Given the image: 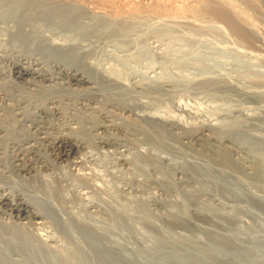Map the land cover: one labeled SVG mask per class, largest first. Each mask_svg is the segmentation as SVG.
Returning <instances> with one entry per match:
<instances>
[{"label":"rangeland","instance_id":"374dc122","mask_svg":"<svg viewBox=\"0 0 264 264\" xmlns=\"http://www.w3.org/2000/svg\"><path fill=\"white\" fill-rule=\"evenodd\" d=\"M18 13L21 17L14 15ZM11 50H16L15 55L34 54L45 65L54 60L87 62L105 84L108 79L127 84V90L112 89V94L105 88L108 84H100V94L128 102L133 111L115 110L129 131L123 148L95 144L93 135L86 134L87 145L71 158L40 168L35 176L12 178L14 183L0 178V194L13 195L24 182L38 195H51L70 216L105 230L110 243L122 244L134 257L160 247L217 245L230 254L264 257V193L251 191L245 179L202 162L195 154L203 152L200 145L190 142L184 147L176 140L177 135L204 126L222 137L232 129H245L246 134L237 139L248 140L264 161V144L250 139L264 141V0H0V51L9 56ZM0 65L6 70L9 62ZM5 77L0 75L2 119H10L15 111L35 114L33 104L41 106L50 94L68 102L74 93L60 81L37 80L29 86L14 76ZM83 117L85 127L101 121L88 111ZM170 122L180 129L169 132ZM16 128L24 133L25 128ZM5 161L8 164V157ZM29 197L24 199L35 209L41 207L39 212L47 210L45 222L41 227L21 224L29 242H35L34 252L57 263L58 257L45 252L49 247H41L40 239L55 240L57 250L77 246L53 213L36 197ZM0 217V223L9 227L0 226V253H7L12 241L5 235L18 225L8 215ZM87 250L88 254L78 247L75 251L84 264H101L96 251Z\"/></svg>","mask_w":264,"mask_h":264},{"label":"bare ground","instance_id":"6f19581e","mask_svg":"<svg viewBox=\"0 0 264 264\" xmlns=\"http://www.w3.org/2000/svg\"><path fill=\"white\" fill-rule=\"evenodd\" d=\"M17 4L19 5V3H17ZM49 12H51V11H49ZM55 12L56 11H53V13H55ZM14 15L20 16L19 13L14 14ZM56 17H57V15H56ZM22 18L21 19L19 18V19L22 20ZM60 21H62V20H60ZM27 22H28V20H27ZM11 24L13 25V23H11ZM73 24H74V22H73ZM20 28H22L21 30H22V32H24L25 28L22 26ZM25 34H23V35H25ZM36 34H39V33H36ZM17 35H18V33H17ZM31 35H34V34H31ZM36 36H38V35H36ZM31 37H30V39H31ZM42 37L43 36H41L40 38H42ZM33 39H34V36H33ZM27 40H28V38H27ZM51 45H52V43L50 44V46ZM58 46L59 45H57V47ZM62 46H63V44H62ZM71 49H73V48H71ZM45 50H47V49H45ZM64 51L66 52L65 49H64ZM3 52H5V51H3ZM14 52H16V50L15 51L11 50L8 54L9 56H7L5 54H1L2 52L0 51V62H3L4 60H6L7 63L9 62V65L7 66L6 70L2 69V65H0V75L10 77V78L12 76H14L16 79L21 80L25 85H29V86L33 85L34 82L37 80L39 82L40 81H47L49 83H53V82L55 83V81H60L61 83L66 84L67 88L70 87L72 89V91H74V93L73 94L71 93V95L69 96V99H68V102L70 101L69 103L64 102V99H66V98H60L56 94L55 95L50 94V95L46 96L44 98L45 100H43L41 106L33 104V108L36 110L35 112L37 114L36 113L31 114V113H28L27 111H26L27 113H25L24 112L25 110H24L22 112H20V111L12 112L13 115L10 119L0 118V178H3L5 180V183L7 182L6 184H9L10 182L14 183L12 178H14V179L17 178L16 180H18L21 178V176L22 177L23 176H29V175L35 176V175H37V173L39 171L38 169L43 168V167L49 168L53 164L57 163L58 161L59 162L65 161V160L71 158L72 156H74V154L77 151H79L80 149H83L87 145L88 141L84 138V136H86V134L91 135V136L93 135L92 140L95 144H98V145L99 144L106 145V146L107 145L108 146L115 145L119 148H123L125 146V143L127 141V134H129V131H128V128L125 127L126 124L123 125V123H121V121H120L121 119L118 117V114L116 111L119 110L123 113L132 112L133 107L128 102L124 103V102H120V100H118V101L114 100L115 99L114 96H113L114 99H110V98L107 99L108 96H107V98L103 97L100 94V86L105 84V82H103L105 79L104 80H103V78L101 79V77H99V75L96 74L95 70L91 68L92 66H89L90 64H86L87 62L86 63L82 62V63L72 64L69 61H68V63H66V62H60V60L59 61L54 60V62H52V63L50 62L51 64L45 65L43 60L33 56L34 54L16 53V55H15ZM60 52H61V50H60ZM44 53H46V52H44ZM53 55H55V54H53ZM46 56H45V58H46ZM71 56L72 55H70V58H71ZM76 56H78V55H76ZM49 57H50V55H49ZM51 58H54V57H51ZM74 58H76V57L74 56ZM114 59H116V58H114ZM47 61H48V59L45 62H47ZM136 72H137V70H136ZM101 74H102V72H101ZM144 75H145V73H144ZM113 78H115V77H113ZM6 80H9V79H6ZM107 82H109V84L108 83H107L108 85L105 84L108 86L105 88H107L111 94H112V92H114L112 89H116V90L119 89V91L126 89L125 86L127 84L124 85L119 80L113 79V80L109 81V79H108ZM151 84H153V83H151ZM200 84H201V82H200ZM60 85H62V84H60ZM157 85H158V83H157ZM161 86L163 87L162 84H161ZM158 87H156V88H158ZM32 88H33V86H32ZM0 94H1V92H0ZM116 94H118V92ZM258 94H260V93H258ZM4 96H6V94H4ZM62 96H64V95H62ZM262 96H264V95H262ZM262 96H260V97H262ZM1 97L2 96H0V99H1ZM43 97H44V94H43ZM130 98H131V96H130ZM3 100L5 101V97H3ZM126 101H128V99ZM71 105L73 106V108H72L73 111L78 110L80 113L74 114V113L68 112V110H69L68 107L71 108L72 107ZM7 106H9V105H7ZM17 108H19V107H17ZM85 111L86 112L88 111L90 113H94L95 117L97 116V117L101 118V121L99 123H90L89 122L88 127L83 126V122L85 121L83 114ZM4 117H5V115H4ZM147 119L149 121H154L150 118H147ZM156 122H158V121H156ZM17 126H19V127L21 126L22 128H25L24 133H19V131L16 130ZM166 126H167V130L169 132L170 131L172 132L176 129H180L179 127L181 125L178 126V124L170 122ZM144 132L149 136L151 135L146 130ZM208 132H209V134H208ZM210 132L211 131H209V128L204 126V127L199 128L198 130H193L190 132H184V134L180 135V136L177 135L176 140H177L178 145L180 144L184 147L185 146L189 147V145L192 144L190 142L197 144V146L200 145L202 147L203 152L200 154L201 151L199 148L198 150L200 152H197L195 154L199 155L198 158H200V160H204L202 162H204L207 165H210L212 168H215V170H217V172L230 173L231 175H233L236 178L245 179L247 182H249L248 186L251 189V191L252 190H254L255 192L261 191L262 193H264V161L262 159L261 152L258 149H256V150L252 149L251 146H253V145L249 144L247 142L248 140L246 142H242V139H241V141H239L237 139V135H239L240 133L246 134L247 131H245V129H244V131L239 132L238 129H232L229 131V133L226 136H223V137L219 136V135H212L214 133L211 134ZM141 133H142V131H141ZM116 134H118V135H116ZM147 135H146V137H147ZM250 139L252 140L251 142H256V141L259 142L260 141L261 143L264 144V141L258 137H256V138L251 137ZM191 150H192V147H191ZM219 150H222V151L219 152ZM194 152H196V151H193V153ZM220 154L223 155L222 159L219 158ZM50 156H51V158H50ZM7 157H8V164L5 163L6 162L5 159L7 160ZM216 157H218V158H216ZM195 158H197V157H195ZM23 183L21 184V189H20L21 191L16 190L17 192L13 195H10V193L9 194L4 193L5 191L1 192V194H0V215L1 216H2V214L8 215L9 217L13 218L16 221V223L15 222L14 223L18 225V226H16V230L13 229V227H11L12 229L10 228L7 230L8 232L6 233L5 237L7 236V240L9 239V242H11V241L12 242L9 246V250L7 253H4V252L0 253V264H11L10 260H12V264H84L85 262L83 260L84 258L81 257L82 255L80 256V254H78L75 251L77 249V247H78V249H80L82 251H85L86 247L91 248L92 250H95L96 253L99 255L98 256L99 263H101V264H264V257H262V256L257 257V255H252L249 252L239 253V254L238 253L237 254H234V253L230 254L229 252L223 250L221 248V245L220 246H218V245L217 246H207V247H203V246L202 247H188V248L174 247L171 249L160 247L159 249L151 250V251L145 252L144 254H140L137 256L135 255V257H134V255L126 253L125 248L122 244L115 245L116 244L115 242H114L115 244L110 243L107 239L108 237L106 238L105 230H103L102 228H101L102 230H99L98 226L96 227L95 224L91 225V223H89V222H87V223L84 222L83 219L80 220V219H78V217L77 218L72 217L74 215L70 216L71 214L69 215L68 213L63 211L59 207L60 205L58 206V204H57L58 201L56 200L57 201L56 202L54 198H51L50 197L51 195L46 196L47 193H45V195L44 194L38 195L36 193V190H34L33 188H30V186H27ZM16 189H17V186H16ZM27 193H29V194L27 195ZM30 195H31V198L36 197V199H38V201H41L48 208V210L53 213L56 220L58 222H61L62 226L64 225L66 227L67 232H65V233H67V235H65V236H68V238L71 240V242L72 241L75 242V244L77 246V247H74L75 250L73 247H72V249H69V248L63 249L62 248L60 250H57L56 248H54L55 245L53 246L55 240L53 241L49 237H47L45 239H40V244L42 245L41 247H43V248L49 247V248L45 249V252H51L52 251L51 253H53V255L58 257L57 263H52L51 260L49 262L47 261L48 262L47 263L46 260L43 258L44 257L43 255H41L39 253L36 254L37 252L35 253L33 250V247H34L33 244L35 242L32 244L29 242V240L27 238L29 233L25 229L24 225H22V224L23 223H25V224L32 223L33 226L35 225V226L41 227V225L44 224L45 218H46L43 213L45 211H47V210H45L43 213H41V211L39 212L38 208H41V207H39L37 205L38 208L35 209L34 208L35 205L33 206L32 203L28 199H24L25 197H29ZM247 196H248V198L251 199L250 194L247 193ZM76 197H78V195ZM256 201H257V203H260L259 200H256ZM90 205H92V204H90ZM96 206H98V204H96ZM62 207L64 208V206H62ZM92 210H94V209H92ZM91 219H92V217H91ZM1 223H0V226L2 227L4 225L2 227L4 230H5V228H9L7 222L2 221ZM46 223H48V221ZM4 230H3V232H4ZM1 231H2V229H1ZM62 232H64V231H62ZM52 238H54V237H52ZM58 239L59 238H56V240H58ZM13 240L16 243H13ZM70 240H68V241H70ZM61 241L64 242V240H61ZM68 241H67V243H68ZM85 242H88L89 244L85 243ZM55 243H57V242H55ZM65 243H66V240H65ZM71 244L73 245V243H71ZM71 244H69V245H71ZM60 245H61V243H60ZM65 246H67V244ZM38 247H36V248H38ZM43 248H41V249H43ZM48 249H50V250H48ZM87 249H86L87 252L86 251L85 252L88 254ZM48 255H49V253H48ZM85 261H87V260H85ZM135 261H136V263H135Z\"/></svg>","mask_w":264,"mask_h":264}]
</instances>
